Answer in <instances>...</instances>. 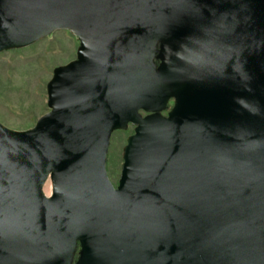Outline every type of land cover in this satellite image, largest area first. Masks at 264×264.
Wrapping results in <instances>:
<instances>
[{
  "label": "water",
  "instance_id": "1",
  "mask_svg": "<svg viewBox=\"0 0 264 264\" xmlns=\"http://www.w3.org/2000/svg\"><path fill=\"white\" fill-rule=\"evenodd\" d=\"M57 30L49 111L0 123V264H264V0H0V52Z\"/></svg>",
  "mask_w": 264,
  "mask_h": 264
},
{
  "label": "rangeland",
  "instance_id": "2",
  "mask_svg": "<svg viewBox=\"0 0 264 264\" xmlns=\"http://www.w3.org/2000/svg\"><path fill=\"white\" fill-rule=\"evenodd\" d=\"M78 41L67 30H57L37 42L0 52V123L13 130L32 128L49 111L47 85L55 68L76 58ZM133 127L114 130L106 153V174L116 186L123 152ZM51 193V181L43 185Z\"/></svg>",
  "mask_w": 264,
  "mask_h": 264
},
{
  "label": "flooded vegetation",
  "instance_id": "3",
  "mask_svg": "<svg viewBox=\"0 0 264 264\" xmlns=\"http://www.w3.org/2000/svg\"><path fill=\"white\" fill-rule=\"evenodd\" d=\"M163 49H164V52L162 51ZM175 58H176V44L173 42L159 41L155 45L152 62H151V65H149L148 69L151 70L152 66L154 65L155 72H156L161 65L163 64L168 65L171 62L175 61ZM165 89H166L165 91L167 92H168V89H170L167 83H165ZM173 101H174L173 96L169 95L165 108L161 110L159 113L162 115H165L172 107ZM141 115L144 116L146 115V113L141 112ZM79 259H80V248L79 246H77L76 252L73 255L72 264H78Z\"/></svg>",
  "mask_w": 264,
  "mask_h": 264
}]
</instances>
